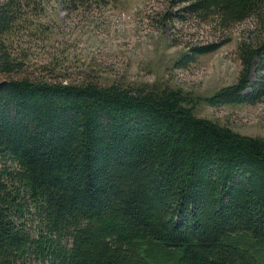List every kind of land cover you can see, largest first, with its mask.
I'll return each instance as SVG.
<instances>
[{
    "label": "trees",
    "instance_id": "1",
    "mask_svg": "<svg viewBox=\"0 0 264 264\" xmlns=\"http://www.w3.org/2000/svg\"><path fill=\"white\" fill-rule=\"evenodd\" d=\"M108 1L0 0V264H264V137L194 114L264 98V0H170L259 28L235 82L206 97L68 83L64 57L37 55L58 6Z\"/></svg>",
    "mask_w": 264,
    "mask_h": 264
},
{
    "label": "rangeland",
    "instance_id": "2",
    "mask_svg": "<svg viewBox=\"0 0 264 264\" xmlns=\"http://www.w3.org/2000/svg\"><path fill=\"white\" fill-rule=\"evenodd\" d=\"M181 8L170 0H110L64 12L58 6L51 41L38 46L37 55L64 57L60 71L68 83L87 79L100 86L156 84L210 96L235 82L241 68L237 45L253 43L259 28L249 18L222 29L210 18L190 17ZM204 46L215 50L191 52ZM184 56L191 61L177 66ZM253 68L249 83L255 80ZM194 114L242 135L264 137V98L253 105L199 103ZM27 264L48 263L31 258Z\"/></svg>",
    "mask_w": 264,
    "mask_h": 264
},
{
    "label": "water",
    "instance_id": "3",
    "mask_svg": "<svg viewBox=\"0 0 264 264\" xmlns=\"http://www.w3.org/2000/svg\"><path fill=\"white\" fill-rule=\"evenodd\" d=\"M5 82L4 81H0V86H2Z\"/></svg>",
    "mask_w": 264,
    "mask_h": 264
}]
</instances>
